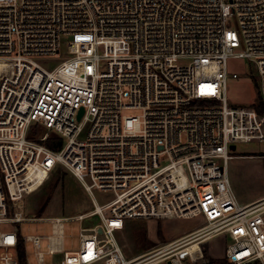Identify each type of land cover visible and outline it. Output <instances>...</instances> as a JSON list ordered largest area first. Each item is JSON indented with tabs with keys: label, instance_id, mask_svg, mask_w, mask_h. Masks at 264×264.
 <instances>
[{
	"label": "built area",
	"instance_id": "2783aa9c",
	"mask_svg": "<svg viewBox=\"0 0 264 264\" xmlns=\"http://www.w3.org/2000/svg\"><path fill=\"white\" fill-rule=\"evenodd\" d=\"M63 43L69 55L54 67L35 59ZM231 58L259 76L253 105L229 102ZM261 102L264 0H0V264H20L21 241L43 264L45 237L48 253L62 254L52 264H187L182 253L225 232L229 264H264V197L242 203L229 172L237 143L264 141ZM52 136L59 147L46 144ZM59 166L93 207L30 216L25 198ZM200 216L135 258L118 236L130 219ZM36 220L52 233L23 235L19 225ZM71 221L81 223L77 250L62 242Z\"/></svg>",
	"mask_w": 264,
	"mask_h": 264
},
{
	"label": "rangeland",
	"instance_id": "374dc122",
	"mask_svg": "<svg viewBox=\"0 0 264 264\" xmlns=\"http://www.w3.org/2000/svg\"><path fill=\"white\" fill-rule=\"evenodd\" d=\"M242 47L238 48L241 50ZM66 44L63 43L57 55H39L35 57L37 62L46 68H52L68 56ZM229 102L235 105L250 106L260 100L259 76L251 68V63L246 58L229 59ZM74 72H79L73 69ZM237 72L238 77H232ZM140 110H129L130 114H139ZM46 130L43 127H36L35 136L43 135ZM264 141L253 140L236 144L233 159L230 160L229 169L233 187L238 198L254 197L256 200L264 197ZM243 156V157H236ZM97 197L102 200L106 193L96 191ZM49 200L42 216H74L79 212L93 207L92 199L88 192L81 185L80 181L65 167L59 166L50 174L45 183L36 191L29 194L24 201V207L30 216H39L40 208ZM241 201V200H240ZM97 216L87 218L84 223L88 224L97 221ZM139 220V219H130ZM203 218H180L168 219L170 231L182 232L184 230L197 228L201 225ZM23 235L39 234L49 235L52 233L51 223L36 220L31 223L24 222L19 225ZM81 223L71 221L65 224L64 248L66 250L78 249L80 245L79 231ZM167 228V224L164 225ZM142 227L136 222H128L123 231L119 234L120 242L126 251L127 258L137 255L141 250L147 251L158 243H146L145 231L150 230L149 237L155 236V224ZM2 229H11L10 225L3 224ZM159 231L164 233L163 224L160 221ZM167 231V229H165ZM169 231V232H170ZM168 232V234H169ZM143 233V234H142ZM164 235V234H163ZM146 236V235H145ZM234 240L230 232L219 234L212 239L203 242L198 247L182 253V259L187 264H204L205 261H221L217 264H229L225 257L227 245ZM162 241V240H161ZM47 238L40 241V250L45 253L43 264H52L54 260H60L62 254L51 255L48 253ZM163 242V241H162ZM153 244V245H152ZM150 246V247H149ZM144 252V251H141ZM212 254V255H211ZM214 255V256H213ZM26 259L28 264H38L36 249L33 242L26 243ZM163 264V263H160Z\"/></svg>",
	"mask_w": 264,
	"mask_h": 264
},
{
	"label": "crops",
	"instance_id": "0c3cea01",
	"mask_svg": "<svg viewBox=\"0 0 264 264\" xmlns=\"http://www.w3.org/2000/svg\"><path fill=\"white\" fill-rule=\"evenodd\" d=\"M236 157H243V156H236ZM233 158H235V157H233ZM232 158V159H233ZM229 171H230V169H229ZM231 176V175H230ZM235 190V189H234ZM237 194V193H236ZM238 196V195H237ZM239 200H241V202L242 203H250V202H253V201H255L256 200V198H254V197H250V198H241V199H239ZM90 209H88V210H84V211H81V212H79L78 214H81V213H85V212H87V211H89ZM77 214V215H78ZM46 217H53V216H46ZM173 218H175V219H180V218H177V217H170V218H166V219H161V220H158V219H139V220H128L127 222H126V225H127V223L128 222H136V223H138L141 227H142V229H144L143 227H145V226H149L150 227V225H152V224H155V236H154V238H150L149 237V232H150V230L149 229H147L146 231H145V235H143L144 236V238L146 237L147 238V242L146 243H148V241H149V243L151 242V243H158V244H156L155 246H153L152 248H150V249H148L147 251H145V249H147V248H145L144 250H141V251H144V252H141V251H139L138 253H137V255H135V256H133V257H130V258H135V257H138V256H140V255H143V254H145V253H147V252H149V251H151V250H153V249H155L156 247H159V246H161V245H164V244H167V243H170V242H172V241H176V240H178V239H180L181 237H183V236H185L186 234H188V233H190L191 231H193L195 228H192V229H188V230H184V231H182V232H177V231H174V230H171L170 231V227H169V225H168V222H167V220L168 219H173ZM160 221L162 222V224H163V230H164V233H161L160 231H159V225H160ZM202 222V221H201ZM165 224H167V228H165L164 227V225ZM126 225H125V227H126ZM165 229H167V231H165ZM121 231H123V230H121ZM120 231V232H121ZM170 231V232H169ZM120 232L118 233V236H119V234H120ZM168 232H169V234H168ZM143 234V233H142ZM164 234V235H163ZM213 237H215V236H213ZM213 237H211V238H208V239H206V240H204V241H202L201 243H197V244H194V245H192L189 249H192V248H195V247H198L199 245H201L203 242H205V241H207V240H209V239H212ZM163 242H162V241ZM62 242H63V245H64V237H63V239H62ZM27 243V242H26ZM148 243V244H149ZM153 245V244H152ZM25 246H26V244H25ZM150 247V246H149ZM72 250H77V249H72ZM125 251V250H124ZM125 254H126V251H125ZM212 255V254H211ZM214 256V255H213ZM26 262H27V259H26ZM205 262H207V261H205ZM204 262V263H205Z\"/></svg>",
	"mask_w": 264,
	"mask_h": 264
},
{
	"label": "trees",
	"instance_id": "16d2710c",
	"mask_svg": "<svg viewBox=\"0 0 264 264\" xmlns=\"http://www.w3.org/2000/svg\"><path fill=\"white\" fill-rule=\"evenodd\" d=\"M258 110L260 112L264 113V103L261 102L259 104V106H257ZM46 144L52 148H57L62 144V139L56 136H52L50 138H48V140L46 141ZM49 198L46 200V202L43 204V206L40 208L39 211V216H42L44 210L46 209V206L49 203ZM18 251H19V262L20 264H26V252H25V248L23 245V241L20 242L19 247H18ZM222 261V260H221ZM221 261L218 262V260H211L209 262H205L204 264H217L220 263Z\"/></svg>",
	"mask_w": 264,
	"mask_h": 264
},
{
	"label": "water",
	"instance_id": "95a60500",
	"mask_svg": "<svg viewBox=\"0 0 264 264\" xmlns=\"http://www.w3.org/2000/svg\"><path fill=\"white\" fill-rule=\"evenodd\" d=\"M82 113H83V109H81V112H80V115L79 116H81L82 115ZM234 148V147H233ZM100 232H101V230H100ZM170 264V263H169Z\"/></svg>",
	"mask_w": 264,
	"mask_h": 264
}]
</instances>
